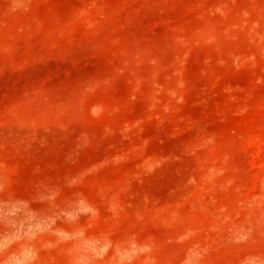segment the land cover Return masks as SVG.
Wrapping results in <instances>:
<instances>
[{
    "label": "rangeland",
    "instance_id": "1",
    "mask_svg": "<svg viewBox=\"0 0 264 264\" xmlns=\"http://www.w3.org/2000/svg\"><path fill=\"white\" fill-rule=\"evenodd\" d=\"M0 264H264V0H0Z\"/></svg>",
    "mask_w": 264,
    "mask_h": 264
}]
</instances>
